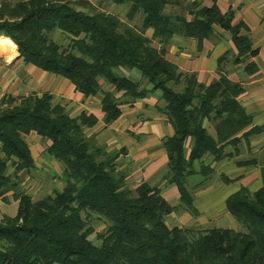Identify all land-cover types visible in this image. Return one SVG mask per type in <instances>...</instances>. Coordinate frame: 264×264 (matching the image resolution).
I'll use <instances>...</instances> for the list:
<instances>
[{"label":"trees","instance_id":"trees-1","mask_svg":"<svg viewBox=\"0 0 264 264\" xmlns=\"http://www.w3.org/2000/svg\"><path fill=\"white\" fill-rule=\"evenodd\" d=\"M99 1H129L128 21L89 0H5L0 2V37L10 38L27 63L69 79L86 97L108 85L102 101L107 124L121 113L116 92L130 101L160 92V110L173 130L165 140L166 183L178 186L180 205L195 214L187 183L203 186L213 170L202 165L196 172L193 162L206 155L221 160L228 144L247 142L264 126L254 124L239 103L240 83L226 73L208 85L199 83L166 58L165 44L179 34L202 45L218 24L232 35L235 63L255 57L258 50L247 26L232 25L234 13H223L217 4H193L188 21L181 12L167 10L173 0ZM137 14L139 26L132 23ZM55 28L71 38L70 46L49 39ZM257 69L254 62L247 66L249 74ZM5 100L10 107L0 113L6 156L0 159V196L12 192L18 210L0 219V264H264V185L254 192L241 187L226 200L227 212L242 230L169 227L166 217L180 205L169 204L157 186L128 187L117 156L86 132L96 123L94 116H71L49 93ZM207 121L214 123L216 138ZM33 132L50 142L47 152L64 168L63 189L41 198L22 190L20 179L8 174L10 158L15 173L34 167L26 141ZM94 220L103 228L96 230Z\"/></svg>","mask_w":264,"mask_h":264},{"label":"crops","instance_id":"crops-1","mask_svg":"<svg viewBox=\"0 0 264 264\" xmlns=\"http://www.w3.org/2000/svg\"><path fill=\"white\" fill-rule=\"evenodd\" d=\"M3 1V0H1ZM99 5V0H89ZM193 4L211 7L217 4L224 13H234L232 25L243 22L248 28V35L257 48L255 57L247 56L240 63H235L236 47L231 33L219 26H213L212 33L199 45L195 38L174 34L165 44V56L173 62L179 71L194 74L199 83L208 85L226 73L229 79L243 86L238 96L239 103L247 114L252 115L256 125L264 126V0H173L167 7L169 12H181L189 21L192 17ZM126 5L127 10L121 8ZM109 13H113L127 22L130 2L107 4ZM106 11V10H105ZM134 25H140V14L133 19ZM148 29L146 36L152 35ZM49 39L61 47L70 46L71 38L60 29H53ZM153 45L158 47L157 40ZM224 57L221 63L219 59ZM254 62L258 69L254 74L247 72V66ZM86 97L76 90L67 78L45 71L27 63L21 56L17 45L7 37H0V93L5 97L19 101L31 95L49 93L55 104H59L71 115L81 113L94 116L96 123L86 129L104 151L117 156V169L127 173V185L135 189L142 183L160 188L162 197L171 205H180V191L176 184H167L169 160L165 140L172 133V127L160 107V92H151L143 98L130 101L116 92L119 98L120 115L111 123L104 122L102 101L105 90ZM210 135L217 137L214 123L206 122ZM241 133L234 135L240 136ZM26 141L31 149L34 167L15 173L13 158L8 174L20 179V187L35 198L54 195L64 187L63 165L47 152L50 144L36 133H30ZM189 151V148L187 149ZM225 156L216 161L212 155L193 162L196 172L202 165L212 168V173L203 186L194 187V181L187 183L193 196V214L183 206L169 214V227H184L192 230H205L215 227L234 228L236 220L227 212L226 200L241 187L254 192L264 185V132L251 137L247 142L228 144ZM0 142V159H5ZM254 160V161H252ZM200 178V175H196ZM195 178V180H196ZM40 194L39 197H37ZM18 199L12 192L0 196V219L3 216H15Z\"/></svg>","mask_w":264,"mask_h":264},{"label":"rangeland","instance_id":"rangeland-1","mask_svg":"<svg viewBox=\"0 0 264 264\" xmlns=\"http://www.w3.org/2000/svg\"><path fill=\"white\" fill-rule=\"evenodd\" d=\"M3 1H5V0H3ZM3 1H1L0 0V2H3ZM9 1H17V0H9ZM107 4H112V3H106V2H104V3H102V4H99V5H97V6H100L101 5V7L104 9V10H106V11H109V7L107 6ZM121 8H124L125 10H127L128 9V7L126 6V5H123V6H121ZM178 13H180V12H178ZM5 97V96H4ZM40 196V194L37 196V197H39ZM170 219V217H166V224L168 225V226H171L170 224H169V222H168V220ZM92 225H94V227L96 228V230H99V229H101V228H103V224H101L99 221H97V220H94L93 222H92ZM233 229H235V230H242V225L239 223V222H237L236 221V227H234ZM91 238H92V240L96 243V242H98V240H96V238H95V234H93L92 236H91Z\"/></svg>","mask_w":264,"mask_h":264},{"label":"built area","instance_id":"built-area-1","mask_svg":"<svg viewBox=\"0 0 264 264\" xmlns=\"http://www.w3.org/2000/svg\"><path fill=\"white\" fill-rule=\"evenodd\" d=\"M9 107H10L9 102L5 100L4 95L0 93V113Z\"/></svg>","mask_w":264,"mask_h":264}]
</instances>
